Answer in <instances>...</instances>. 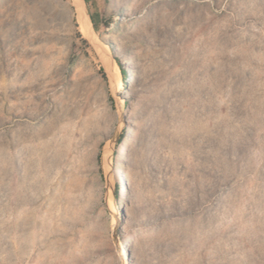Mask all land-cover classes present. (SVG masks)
Segmentation results:
<instances>
[{"label":"rangeland","instance_id":"obj_1","mask_svg":"<svg viewBox=\"0 0 264 264\" xmlns=\"http://www.w3.org/2000/svg\"><path fill=\"white\" fill-rule=\"evenodd\" d=\"M84 2L0 0V264H264V0Z\"/></svg>","mask_w":264,"mask_h":264},{"label":"bare ground","instance_id":"obj_2","mask_svg":"<svg viewBox=\"0 0 264 264\" xmlns=\"http://www.w3.org/2000/svg\"><path fill=\"white\" fill-rule=\"evenodd\" d=\"M79 2L77 1V5L75 6L74 12L77 14V19L78 22L81 23V26H83V30L85 31V34L88 36L89 32L87 30V20L85 19L84 15L82 14V10L80 8ZM105 37V36H104ZM113 51L116 54L118 50V47L113 46ZM119 53V52H118ZM122 63L127 64L129 61L127 60L126 57H124L122 60ZM105 63V62H104ZM107 64V72L110 75L111 78V86L114 88L116 92H118L122 96H126L129 94V89L124 86L119 85L120 81V72L115 69L117 67V61L111 57H108V60L106 61ZM119 66V65H118ZM130 76V75H129ZM134 78L132 79V81ZM123 103L120 102V106H122ZM126 115L123 113L122 117ZM126 131H129L127 129ZM117 147V161L114 165H112L110 169V173L112 176L117 180L118 184V197L119 199H124L126 198L127 195V175L122 169L121 161L125 158V155L127 153V147L124 141H121ZM121 205L120 202L118 201L117 205L112 206V225L117 227L119 224L120 225H127L129 222L127 218H125L124 215L121 214ZM128 247L126 246V243L121 240L120 242H116V253L119 258V261L121 264H133Z\"/></svg>","mask_w":264,"mask_h":264},{"label":"water","instance_id":"obj_3","mask_svg":"<svg viewBox=\"0 0 264 264\" xmlns=\"http://www.w3.org/2000/svg\"><path fill=\"white\" fill-rule=\"evenodd\" d=\"M78 1H79V5H78V6H80V8H81V10H82L81 12H82V14L84 15L85 19L87 20V24H86V26H87V30H88V32H89V35H88L89 40H90L91 43L94 45V47L98 48L99 45H100V44H99V41H100V40H98V37L96 36L95 31H94V29H93V24H92V22H91V19H90V16H89L88 12H87L86 4H85L84 0H78ZM74 2H75V4L77 5V0H74ZM99 55H100V57H101V56H102V52H100ZM111 58L115 59L113 56H112ZM107 75H108V78H109L110 81H111L110 75H109V74H107ZM113 141H114V139H113L112 142H111L110 150L112 149ZM108 165H109V172H110V169H111L110 159H108ZM121 214L123 215V210H121Z\"/></svg>","mask_w":264,"mask_h":264},{"label":"trees","instance_id":"obj_4","mask_svg":"<svg viewBox=\"0 0 264 264\" xmlns=\"http://www.w3.org/2000/svg\"><path fill=\"white\" fill-rule=\"evenodd\" d=\"M116 60H117V62H118V68H119V70H120V73H121V75H122V78H123V86H126V83H125V79H126V77H127V73H126V71H125V69L123 68V66H122V64H121V62L116 58ZM122 138V135L120 136V138H119V141H120V139ZM121 142V141H120ZM119 142V143H120ZM116 194H118V186L116 187V190H115V195Z\"/></svg>","mask_w":264,"mask_h":264}]
</instances>
